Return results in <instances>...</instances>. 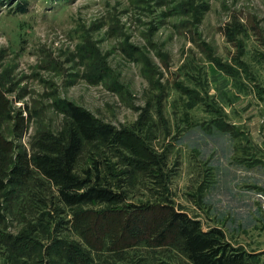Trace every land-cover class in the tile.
I'll list each match as a JSON object with an SVG mask.
<instances>
[{
    "label": "rangeland",
    "instance_id": "rangeland-1",
    "mask_svg": "<svg viewBox=\"0 0 264 264\" xmlns=\"http://www.w3.org/2000/svg\"><path fill=\"white\" fill-rule=\"evenodd\" d=\"M67 103L111 127L75 170L122 202L35 167ZM170 210L264 264V0H0V264H193Z\"/></svg>",
    "mask_w": 264,
    "mask_h": 264
},
{
    "label": "trees",
    "instance_id": "trees-1",
    "mask_svg": "<svg viewBox=\"0 0 264 264\" xmlns=\"http://www.w3.org/2000/svg\"><path fill=\"white\" fill-rule=\"evenodd\" d=\"M65 112L70 119L66 143L56 154H36L35 167L56 187L60 200L67 206L122 202L121 192L101 185L98 178L91 180L89 173L81 178L75 170L84 143L107 139L112 135L111 127L72 103L66 104ZM169 230L177 234L185 255L193 264H246L241 254H228L232 248L220 229L204 231L197 220L183 212L170 210L164 228L155 231L153 237L162 239Z\"/></svg>",
    "mask_w": 264,
    "mask_h": 264
}]
</instances>
